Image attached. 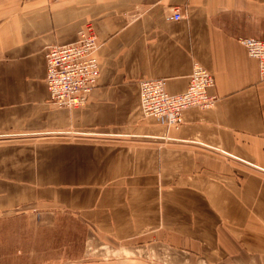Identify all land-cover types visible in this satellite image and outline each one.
Returning a JSON list of instances; mask_svg holds the SVG:
<instances>
[{"label": "crops", "instance_id": "obj_1", "mask_svg": "<svg viewBox=\"0 0 264 264\" xmlns=\"http://www.w3.org/2000/svg\"><path fill=\"white\" fill-rule=\"evenodd\" d=\"M88 23L98 85L59 108L46 54ZM250 39H264V0H0V222L72 214L80 264H264V80ZM195 64L214 75L216 105L171 127L145 118L140 82L180 94Z\"/></svg>", "mask_w": 264, "mask_h": 264}, {"label": "built area", "instance_id": "obj_2", "mask_svg": "<svg viewBox=\"0 0 264 264\" xmlns=\"http://www.w3.org/2000/svg\"><path fill=\"white\" fill-rule=\"evenodd\" d=\"M180 20L176 9L172 17ZM250 57L258 62L259 74L264 80V39L246 40ZM100 44L93 24H86L78 33V40L71 44L49 48L47 78L50 102L59 108L74 109L84 106L98 85ZM214 75L200 64H195L186 90L170 94L165 80L152 78L140 82V100L145 118L164 119L168 126H176L183 113L190 108L211 109L219 96L210 91L215 87Z\"/></svg>", "mask_w": 264, "mask_h": 264}, {"label": "rangeland", "instance_id": "obj_3", "mask_svg": "<svg viewBox=\"0 0 264 264\" xmlns=\"http://www.w3.org/2000/svg\"><path fill=\"white\" fill-rule=\"evenodd\" d=\"M40 224L31 221L27 214L3 219L0 264L81 263L84 225L80 221L65 212L60 214L57 223ZM83 263L89 264L85 260Z\"/></svg>", "mask_w": 264, "mask_h": 264}]
</instances>
